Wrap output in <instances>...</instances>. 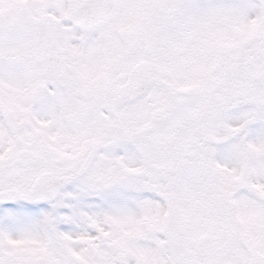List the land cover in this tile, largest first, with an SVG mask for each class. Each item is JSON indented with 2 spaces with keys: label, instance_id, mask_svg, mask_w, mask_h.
<instances>
[{
  "label": "snow or ice",
  "instance_id": "obj_1",
  "mask_svg": "<svg viewBox=\"0 0 264 264\" xmlns=\"http://www.w3.org/2000/svg\"><path fill=\"white\" fill-rule=\"evenodd\" d=\"M0 264H264V0H0Z\"/></svg>",
  "mask_w": 264,
  "mask_h": 264
}]
</instances>
